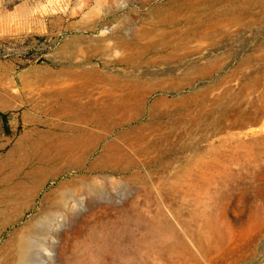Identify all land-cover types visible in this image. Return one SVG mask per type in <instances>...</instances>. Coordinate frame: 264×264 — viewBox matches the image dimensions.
Wrapping results in <instances>:
<instances>
[{
	"label": "rangeland",
	"instance_id": "374dc122",
	"mask_svg": "<svg viewBox=\"0 0 264 264\" xmlns=\"http://www.w3.org/2000/svg\"><path fill=\"white\" fill-rule=\"evenodd\" d=\"M88 73L98 99L44 111ZM108 103L130 114L55 177V139ZM0 115V213L48 179L0 245L30 219L35 264H264V0H0Z\"/></svg>",
	"mask_w": 264,
	"mask_h": 264
},
{
	"label": "bare ground",
	"instance_id": "6f19581e",
	"mask_svg": "<svg viewBox=\"0 0 264 264\" xmlns=\"http://www.w3.org/2000/svg\"><path fill=\"white\" fill-rule=\"evenodd\" d=\"M105 34L106 33L102 32V35ZM107 40L108 38L105 39V41ZM98 82H101V80H98L94 73L77 74L59 80L52 86V88H41L38 92L47 99L49 103L48 107L50 108L44 111L53 113L57 118L64 115L77 114L82 100L91 101L99 98L96 97L98 96V87H96ZM2 96L6 101H10L11 99L5 95ZM103 96L106 97V95ZM102 105L103 104H100V106L95 107V116L87 122L79 123V125H76L75 127L71 125V132L73 134L70 137H57L55 139L58 146V151L55 154L57 156L56 159H58L59 162L55 170V177L60 176L65 170L81 168L89 156L97 151L101 143L108 140V137L110 136L109 134L113 131L115 124V121L111 120L113 118V112H115V115H118L119 119L124 120L131 111L130 105H114L108 103L106 104L108 106L106 109H104V106ZM93 120H96V122H92ZM47 128L52 129L51 126H47ZM129 140L130 137L128 135H123L120 138L115 139L114 142H106L103 145V150L100 152L97 161H103L106 156V151H110L114 149V147H120L121 144H124L127 149H130L129 143L127 142ZM36 176H39V179H41L44 176L43 171H40ZM39 179H33L34 183L29 182V184H23L16 187L15 191L12 193L14 195L12 196L11 202L7 204L0 213V235L3 230L16 224L23 217L25 212L31 209V202L35 201V198L48 181V179H46L41 182ZM69 183L70 181L66 180L59 184L55 190L44 196L43 201L53 193L62 192ZM30 200L31 202L28 203ZM31 227L32 221L29 219L28 222L7 235L6 240L0 245V264L40 263V259L39 261L37 258L34 260V255L31 253L30 239L32 232L29 230ZM15 244L17 245V253L15 252L16 254H13L11 249ZM48 248L49 247L47 246L41 248L39 252L40 256H38L47 260L49 256H43L42 251L50 252L51 250Z\"/></svg>",
	"mask_w": 264,
	"mask_h": 264
},
{
	"label": "trees",
	"instance_id": "16d2710c",
	"mask_svg": "<svg viewBox=\"0 0 264 264\" xmlns=\"http://www.w3.org/2000/svg\"><path fill=\"white\" fill-rule=\"evenodd\" d=\"M0 116H2L3 118L5 117L4 115H0Z\"/></svg>",
	"mask_w": 264,
	"mask_h": 264
}]
</instances>
